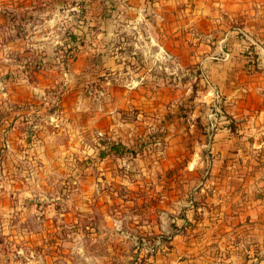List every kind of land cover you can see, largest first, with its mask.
<instances>
[{
	"label": "rangeland",
	"instance_id": "obj_1",
	"mask_svg": "<svg viewBox=\"0 0 264 264\" xmlns=\"http://www.w3.org/2000/svg\"><path fill=\"white\" fill-rule=\"evenodd\" d=\"M123 8L0 0V264H264V94L231 104L191 42L158 55Z\"/></svg>",
	"mask_w": 264,
	"mask_h": 264
},
{
	"label": "crops",
	"instance_id": "obj_2",
	"mask_svg": "<svg viewBox=\"0 0 264 264\" xmlns=\"http://www.w3.org/2000/svg\"><path fill=\"white\" fill-rule=\"evenodd\" d=\"M114 4L117 8L124 7L125 15L121 17V13L114 10L111 20L132 29L146 28V34L136 36L155 48L158 55L162 51L163 55L174 56L165 52L167 42L171 46L176 44L174 47L177 48L180 41L191 42L194 47L189 44L188 48L194 52L190 53L193 55L190 57H203L198 61L204 72L209 71L206 66L218 68L222 86L231 90L228 96L234 98L231 104H249L244 99L245 95L239 98L243 91L253 94L260 90L264 94V82L254 80L260 77L258 74L264 73V0H114ZM112 37L110 40L118 39V36ZM215 42H220L221 47H215ZM197 44L199 48L202 44L205 48L196 49ZM258 113L256 121L263 122L264 114L262 111ZM229 116L214 133L215 137L218 136L214 145L220 150L221 157L229 151L237 155L240 149L232 145L243 138L239 137L240 130L231 129L242 118L234 112ZM262 128L258 131L259 137L255 136L251 143L252 149L256 147L259 150L264 145ZM222 163L215 173L222 168ZM228 164L225 162L223 168H227ZM214 167L211 165L210 171H214ZM220 179L213 177L216 183H220ZM237 249L232 252L237 254Z\"/></svg>",
	"mask_w": 264,
	"mask_h": 264
},
{
	"label": "trees",
	"instance_id": "obj_3",
	"mask_svg": "<svg viewBox=\"0 0 264 264\" xmlns=\"http://www.w3.org/2000/svg\"><path fill=\"white\" fill-rule=\"evenodd\" d=\"M71 37H75V35L72 34ZM229 123H231V121H229ZM228 125H230V124H228ZM119 147H123L122 144H110L109 149L112 150L113 152H116L119 154L120 153Z\"/></svg>",
	"mask_w": 264,
	"mask_h": 264
}]
</instances>
